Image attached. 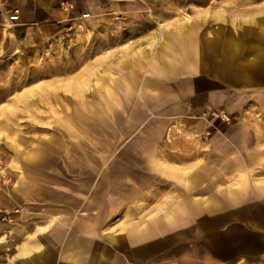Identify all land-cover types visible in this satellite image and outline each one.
Here are the masks:
<instances>
[{
	"label": "crops",
	"instance_id": "obj_1",
	"mask_svg": "<svg viewBox=\"0 0 264 264\" xmlns=\"http://www.w3.org/2000/svg\"><path fill=\"white\" fill-rule=\"evenodd\" d=\"M8 1L19 25L29 20L20 9L28 0ZM249 3L239 35L213 25L195 44L192 31L175 32L161 54L173 68L195 45L201 109L241 115L225 133L204 135L203 122L172 119L170 149L161 150L134 130L133 148L116 151L131 165L96 167V180L71 165L37 167L5 203L26 212L0 219V264H158L173 247L202 264H264V183L251 175L264 159V0Z\"/></svg>",
	"mask_w": 264,
	"mask_h": 264
},
{
	"label": "rangeland",
	"instance_id": "obj_2",
	"mask_svg": "<svg viewBox=\"0 0 264 264\" xmlns=\"http://www.w3.org/2000/svg\"><path fill=\"white\" fill-rule=\"evenodd\" d=\"M35 1L20 8L29 20L19 25L8 21L17 6L0 0V219L26 212L5 203L37 167L71 165L77 177L96 180V167L131 165L116 151L133 148L134 130L163 150L170 149L172 119L203 122L197 132L210 135L225 133L240 115L201 109L189 59L195 45L173 68L162 66L161 54L165 37L175 32L192 31L195 44L197 35L211 37L213 25L239 35L250 0H42L50 1L45 9ZM146 141L135 144L146 147ZM35 151L37 162L30 160ZM256 164L251 175L264 183V159ZM157 263L202 264L180 259L177 247Z\"/></svg>",
	"mask_w": 264,
	"mask_h": 264
},
{
	"label": "built area",
	"instance_id": "obj_3",
	"mask_svg": "<svg viewBox=\"0 0 264 264\" xmlns=\"http://www.w3.org/2000/svg\"><path fill=\"white\" fill-rule=\"evenodd\" d=\"M62 8L64 10H67V9H71L72 8V5L71 4H62L61 5ZM17 20H18V10H14L8 17V21L12 22V23H17ZM221 120L222 121H228V117L224 114L221 115ZM6 215H4V217H2V219L5 218Z\"/></svg>",
	"mask_w": 264,
	"mask_h": 264
},
{
	"label": "bare ground",
	"instance_id": "obj_4",
	"mask_svg": "<svg viewBox=\"0 0 264 264\" xmlns=\"http://www.w3.org/2000/svg\"><path fill=\"white\" fill-rule=\"evenodd\" d=\"M45 7H46V4H45Z\"/></svg>",
	"mask_w": 264,
	"mask_h": 264
}]
</instances>
